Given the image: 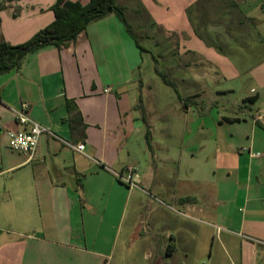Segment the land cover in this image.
<instances>
[{
    "label": "crops",
    "instance_id": "obj_1",
    "mask_svg": "<svg viewBox=\"0 0 264 264\" xmlns=\"http://www.w3.org/2000/svg\"><path fill=\"white\" fill-rule=\"evenodd\" d=\"M58 1L0 0V44L29 41L53 22ZM199 1L116 0L161 33L164 54L162 42H152V36L147 38L153 49L141 45L145 51H140L111 13L66 45L28 53L18 68L0 74V264H109L111 256L97 245L107 243L102 233L108 217L135 193L115 176L128 166L134 168L131 179L137 186L147 183L158 206L148 202V238L135 225L124 242L148 240L154 264L198 256L204 230L194 223L204 218L215 233L203 264H264V0H223L224 28L209 26L210 2ZM153 57L184 88L183 118L208 99L200 88L209 80L210 106L198 109L215 114L196 116L194 132L186 123L179 129L185 144L191 134L210 130L212 148L221 144L227 151L218 153L227 157L224 186L214 184L211 193L173 191L167 188L171 176L156 186L143 121L144 116L151 129L156 113L145 105L148 83L158 77ZM23 102L30 104L29 116L58 138L41 135L32 159L12 151L6 135L21 130L13 111ZM164 131L172 141L178 128ZM63 142L84 149L77 152ZM172 206L186 219L179 226L161 209Z\"/></svg>",
    "mask_w": 264,
    "mask_h": 264
},
{
    "label": "rangeland",
    "instance_id": "obj_2",
    "mask_svg": "<svg viewBox=\"0 0 264 264\" xmlns=\"http://www.w3.org/2000/svg\"><path fill=\"white\" fill-rule=\"evenodd\" d=\"M207 1L210 3L206 6V21L212 22L209 26L216 28L227 27L228 18L222 15L227 11L221 8V4L225 0ZM135 7L136 5L131 4L132 10H134ZM125 15L129 25L138 35L141 45L146 48H150L151 44L148 41L147 36L149 39L152 36V42H154V40L155 42L157 40L162 42L159 46V52L161 54L165 53L167 49L164 47L166 44L163 42L164 39H162L163 37H161V33H155L156 30L149 25L148 21L142 14L132 15L128 11H125ZM209 26L207 24V27ZM168 41L170 49L172 48L174 42L171 38ZM158 67L160 71H165L163 61H158ZM171 77L172 76H170V79ZM148 84L150 87V96L145 100V105L147 107L154 108L156 113L151 114L150 118V136L152 139V147H147L151 150L149 165L151 166L152 171H154V174H157V178L159 179V183H157L156 186L163 187L166 184H164V178L171 176V183L167 184V188H171L173 191H178L181 187L188 188L189 190L197 188V190H203L204 193H211L214 184H219L220 187H223L224 184L221 181L224 180L223 168H226L224 162H226L227 157L224 156L226 157L225 159L221 158L222 155H218V153L226 155L227 151H225V148L221 144H218V150L212 148L210 143L212 142L214 134L210 132V130L203 131L201 134H198V136L191 134L192 139H190L191 136L190 138L188 136L189 141L185 144L186 139H183L179 129L186 123L189 128L188 132H190V130H193L194 132L199 118L202 119L215 114V111L213 110L209 113L207 110L201 111L198 109L210 106L209 101H211V97H213L214 93L212 88H207L210 85L209 80L207 81V78H205L204 87L200 88L204 90V96L208 99L205 98L206 100L204 103L199 104L197 110H194V115L191 114L189 118L182 117L184 109L180 101V97H184V88L180 84L177 82L175 83L176 91L165 85L159 77H156ZM224 105L226 106V103H224ZM198 111L199 114L196 115ZM198 115L199 117L196 119V116ZM168 127L178 128V131H176L177 135L172 137V141L168 140L169 138L164 135V128ZM202 142H204L205 145L203 148L200 147ZM196 146L199 148L195 149ZM193 148L195 150H190ZM182 150H184L186 156L185 158L182 155ZM217 156L219 158H216ZM186 159L187 161H185ZM190 177H197L198 179H202L204 182L202 184L198 183L197 185L195 183H181L182 179L189 182ZM212 181L214 183H212ZM147 185V183L143 182L137 186L136 189H134L135 193L129 203L125 205V202H123L122 205L120 204V207L118 204L117 212L113 210L114 213L108 217V226L106 227L105 232L102 233V235L106 237L107 243L101 246L97 245V249H100V251L111 256L109 264H154L153 259L147 256L150 249L148 240L142 244L124 242V238L127 235L125 233L132 231L135 225H139L137 229H139L138 232L140 235H144L145 238H148L149 236V228L147 226L148 202H152L155 206H158V202L153 199V195L149 196V194L153 192ZM165 203H167V205H172L167 201ZM161 209L172 219L173 225L179 226L186 220L184 219V216L180 214V210L175 206H172V208L162 207ZM121 216L123 220L120 224L119 220ZM194 224H196L198 228L201 227L204 230V235L201 239V251L198 253L199 255L193 259H189V261H185L182 255H178V257L173 259L171 264L206 263V253L210 248L212 235L215 233V229L212 227L211 221L206 218H204L202 222ZM116 234L118 237L115 240ZM100 264H108V262L104 260Z\"/></svg>",
    "mask_w": 264,
    "mask_h": 264
},
{
    "label": "trees",
    "instance_id": "obj_3",
    "mask_svg": "<svg viewBox=\"0 0 264 264\" xmlns=\"http://www.w3.org/2000/svg\"><path fill=\"white\" fill-rule=\"evenodd\" d=\"M204 0H200V5ZM54 20L51 24L38 31L29 41L19 46L0 44V74L11 69L18 68L23 57L31 52H35L45 46L53 45L61 47L75 38L86 27L94 21L105 18L113 13L124 26L127 34L132 38L140 51H145L141 46L138 35L133 31L125 15L123 7L117 5L116 0H90L88 4L59 0L52 7ZM155 62V73L161 81L176 91L175 83L170 79L169 73L160 71ZM143 121L146 126L145 139L150 147V126L145 117ZM174 251V247L172 248Z\"/></svg>",
    "mask_w": 264,
    "mask_h": 264
},
{
    "label": "built area",
    "instance_id": "obj_4",
    "mask_svg": "<svg viewBox=\"0 0 264 264\" xmlns=\"http://www.w3.org/2000/svg\"><path fill=\"white\" fill-rule=\"evenodd\" d=\"M108 91H110V88H107L105 90V92ZM29 111L30 104L26 102L21 103L19 107L13 111L15 120L17 124L21 127V130L8 131L6 135L8 140V147L12 151L21 153L27 156L28 159H32L37 149V145L41 135L49 134L52 137H57L51 134L47 129L43 128L37 122H35L29 116ZM63 143L77 152H82L84 149L83 144H79L78 146H72L70 144H67L66 142ZM133 171L134 168L132 166H128L122 171L115 173V176L119 181L123 182L128 187L136 188V182L131 179ZM217 231H219V228H217Z\"/></svg>",
    "mask_w": 264,
    "mask_h": 264
}]
</instances>
